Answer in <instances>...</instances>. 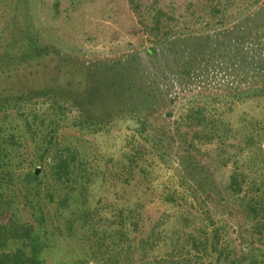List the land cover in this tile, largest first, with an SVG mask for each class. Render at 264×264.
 I'll list each match as a JSON object with an SVG mask.
<instances>
[{"label": "trees", "instance_id": "16d2710c", "mask_svg": "<svg viewBox=\"0 0 264 264\" xmlns=\"http://www.w3.org/2000/svg\"><path fill=\"white\" fill-rule=\"evenodd\" d=\"M75 1L79 3L82 0ZM60 2L54 0L52 6L55 12L59 11ZM128 2L139 26L138 37L148 45L146 55L156 54L157 48L161 49L162 45L170 48L181 43V47H186L182 55L173 58L170 73L167 76L158 75L153 83L154 91L156 83L163 82L165 95L174 94L170 96L169 103L176 104L177 100H182L175 127L182 151L191 152L200 144L216 141L223 145L230 143L228 147L235 152L255 156L257 154L253 152H261L264 113L241 111L235 120L233 117L239 108L264 100V0H152L147 10L142 9V0ZM0 3L3 8L9 4L15 9L8 19L11 21L17 13L18 2L0 0ZM0 30L12 36L7 22L2 23ZM33 42L26 44L29 49L19 58H0V81L10 80L11 71L19 73L14 81L16 91H0V115L3 114L0 117V264H45L47 238L55 232H47L42 216L36 220V211L42 208L40 200L41 204L42 201L54 204L59 214H69L64 226L65 234L83 245L78 264H197V260L201 259L200 253L206 254L208 248L219 264L258 263L255 257L257 249L249 246L242 253L243 262L229 257L228 250L219 239V231L211 221L209 214L212 213L204 203L202 206L199 203L200 208L196 211L205 214L210 226L214 227L215 235L209 245L205 239L207 245L203 246L200 238L190 231L183 237L194 249V252H189L192 253L190 257L175 256V251L182 250L177 246L165 249L162 254L159 240L152 238L160 235L159 228H156L150 237L141 234L139 242L150 245V248L141 247V255H136L138 250L135 245L140 232L138 220L145 210L143 185L151 174L144 161H148L146 157L149 153L152 155L153 151L159 150L161 140L158 137H145L143 141L129 138L127 146L132 152L125 154L117 161L118 164L108 161L111 173L103 186L114 185L112 181H115L120 183L124 192L117 196L115 202L107 199L106 209L90 203L95 179H104L106 174L100 175L76 145L62 142L56 136L57 120L48 118L42 111L39 112L40 124L48 119L46 128L54 129L40 134L42 144L38 145L37 158L33 160L30 152L23 147L22 135L7 130L6 110L12 107L8 98L21 101L32 100L35 94L48 96L57 93L60 84L68 82L71 77V71L65 65L68 60L60 59L61 66H54L57 52L42 48L34 53ZM210 73L216 79L210 83L213 88H209ZM31 78L35 84L39 82L38 89L27 90L25 84H31ZM176 90L180 92V97ZM173 115L172 112L167 113V117L172 118ZM27 117L20 115L18 120L31 127ZM37 120V115L31 119L35 130L31 133L33 141L40 138L36 135L40 133ZM90 122L98 123L95 119H90ZM81 123L90 125L88 118ZM146 125L147 122L143 121V131ZM181 165L186 172L184 177H189L191 182V197L195 199L193 195H198L202 186L189 175L184 162ZM37 167L42 170L36 176ZM230 189L235 194L242 193L238 175H231ZM259 191L258 198H249L245 194L242 202L247 215L256 223V234L264 237V190ZM177 197L179 195L172 194L165 203L179 208L182 203ZM17 198L23 201L18 203ZM100 199L101 196L97 201L101 203ZM22 205L27 211L28 208L33 211L37 225L22 220ZM99 214L111 216L107 220ZM178 236L179 233H174L171 238L179 241ZM161 240L165 244L166 237ZM260 262H264V256Z\"/></svg>", "mask_w": 264, "mask_h": 264}, {"label": "rangeland", "instance_id": "374dc122", "mask_svg": "<svg viewBox=\"0 0 264 264\" xmlns=\"http://www.w3.org/2000/svg\"><path fill=\"white\" fill-rule=\"evenodd\" d=\"M11 1L19 5L11 21L8 19L15 9L9 4L3 8L0 3V29L5 21L12 33L11 36L0 30V58H19L29 49L26 44L34 41V53L42 48H48L49 52L55 51L58 56L54 66H61L60 59L68 60L69 63L65 65L71 71L70 80L61 83L57 93L44 97L35 94L32 100L14 101L8 98L12 101V107L6 110L7 130L22 135L23 147L30 152L33 160L37 158L35 153L40 147L38 145L42 144L40 134L48 129V119L40 124L39 112L42 111L48 118L57 120L56 136L62 142L76 145L91 165L99 170L100 175L106 174L104 179H95V191L90 198L92 206L106 209L108 200L115 202L117 196L124 192L120 183L115 181H112L114 185L103 186L111 173L108 161L118 164V160L132 152L127 146L129 138L143 141L145 137H158L161 140L159 150L153 151L152 155L149 153L146 157L148 161H144L151 174L143 185L145 210L138 220L140 232L135 246L139 253L137 251L136 255H141V247L150 248V245L139 242L141 234L150 237L156 228H159L160 235L152 238L159 240L162 254L165 249L177 246L182 250L175 251V256L190 257L192 253L189 252H194V249L183 238L190 231L200 238L203 246L209 245L215 235L214 227L210 226L205 214L196 211L200 208L199 203L201 206L204 203L212 213L209 214L211 221L219 231V239L228 250L229 257L243 262L245 258L242 253L249 246L257 249L256 264H264L260 262L264 256V237L256 234V223L247 215L242 202L243 195L248 194L249 198L256 199L259 190H264V143L261 152H253L256 156L235 152L228 147L230 143L223 145L216 141L200 144L191 152L182 151L175 132L182 100H177L176 104L169 103L170 96L174 94L165 95L163 82H159V85L156 83L154 91L156 77L167 76L174 63L173 58L182 55L186 47H181V43L170 48L162 45L161 49L157 48L156 54L146 55L145 48L148 45L138 37L139 26L128 0H82L79 3L61 0L58 12L52 6L54 0ZM151 1L142 0V9L147 10ZM8 44L12 46L6 47ZM10 73V80L0 81V91H16L14 81L19 73ZM212 77L210 73L209 88H213L210 85L212 80L216 81ZM31 81V84H25L27 90L40 87L39 82L35 84L33 78ZM241 111L262 114L264 100L239 108L234 120ZM168 112L174 114L172 118L167 117ZM20 115L28 116L31 127L25 121L18 120ZM36 115L40 125V133L36 135L40 138L33 141L31 133L35 130L31 119ZM84 118L89 119L90 125L81 123ZM90 119L98 123H91ZM143 121L147 122L144 131ZM51 129L54 127L48 131ZM183 162L189 175L202 186L198 195H193L197 197L196 200L191 197L193 193H190L189 177H184L186 172L181 165ZM233 174L238 175V181L242 184V193L239 195L230 189ZM172 194L179 195L177 198H181V207L172 208L165 203ZM100 196L101 203L97 201ZM16 201L21 203L23 200L17 198ZM40 205L42 208L36 211V220L42 216L47 232H55L47 238L45 264H78L83 245L81 241L70 239L65 234L64 226L69 214H59L54 204L49 205L44 201L41 204L40 200ZM21 208L22 220L37 225L38 222L32 216L33 211L29 208L27 211L23 205ZM99 216L107 219L111 214ZM174 233H179V241L171 238ZM162 237H166L165 244ZM205 252L200 253L201 259L197 260V264H219L215 254H210L209 248Z\"/></svg>", "mask_w": 264, "mask_h": 264}, {"label": "water", "instance_id": "95a60500", "mask_svg": "<svg viewBox=\"0 0 264 264\" xmlns=\"http://www.w3.org/2000/svg\"><path fill=\"white\" fill-rule=\"evenodd\" d=\"M39 172H40V169L37 168V169L35 170V175L37 176V175L39 174Z\"/></svg>", "mask_w": 264, "mask_h": 264}]
</instances>
